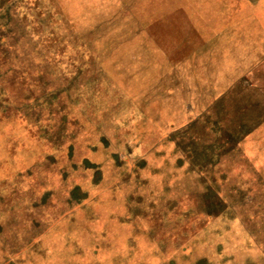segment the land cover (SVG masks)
<instances>
[{"label":"rangeland","instance_id":"1","mask_svg":"<svg viewBox=\"0 0 264 264\" xmlns=\"http://www.w3.org/2000/svg\"><path fill=\"white\" fill-rule=\"evenodd\" d=\"M0 264H264V0H0Z\"/></svg>","mask_w":264,"mask_h":264},{"label":"crops","instance_id":"2","mask_svg":"<svg viewBox=\"0 0 264 264\" xmlns=\"http://www.w3.org/2000/svg\"><path fill=\"white\" fill-rule=\"evenodd\" d=\"M222 1H227V0H222ZM230 1H232V2L235 3V2L240 1V0H230ZM242 1H245V2H248V3H249V2H251L252 0H242Z\"/></svg>","mask_w":264,"mask_h":264}]
</instances>
